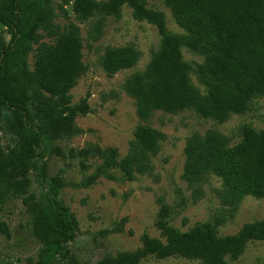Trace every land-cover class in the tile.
<instances>
[{
	"label": "trees",
	"instance_id": "16d2710c",
	"mask_svg": "<svg viewBox=\"0 0 264 264\" xmlns=\"http://www.w3.org/2000/svg\"><path fill=\"white\" fill-rule=\"evenodd\" d=\"M164 3L188 34L171 32L162 11L147 7L145 0L72 3L82 19L97 14L119 15L121 7L128 4L135 17L153 22L162 35L160 48L146 67L131 73L123 85L135 99L141 120L132 141V153L141 159L148 152H156L163 137L149 123L156 110L191 109L201 117L224 121L231 113L246 111L254 97L264 95V0ZM54 14V0H0V234L10 236L2 213L10 202L21 199L31 232L40 243L38 257L30 258V264H139L150 255L230 264L227 256L236 259L250 241H264V218L244 224L231 235H221L216 229L224 215L216 217V224L205 222L181 231L167 221L169 206L158 197V225L163 239L144 233L142 246L136 250H122L93 262L78 258L69 245L75 236L76 220L59 199L61 177L46 173L45 157L53 152L62 154L52 141L76 132L75 117L88 111L84 100L67 107L70 90L83 69L80 27L72 23L53 44L42 46L33 70L27 61L31 44L38 40L41 30L52 27ZM101 25L99 18L91 34H98ZM183 45L203 53L204 60L195 66L190 64L183 58ZM139 57L140 51L132 45L108 46L102 64L108 73H114L132 67ZM191 74L205 93L194 84ZM8 135L17 139L13 145L3 143ZM231 142L229 136L214 128L191 135L186 146L185 178L198 183L215 172L223 177L231 195L264 197V129L245 123L241 139ZM125 160L124 169L132 174L131 157ZM32 176L41 189L39 194L32 189ZM233 196L226 201L231 202Z\"/></svg>",
	"mask_w": 264,
	"mask_h": 264
},
{
	"label": "rangeland",
	"instance_id": "374dc122",
	"mask_svg": "<svg viewBox=\"0 0 264 264\" xmlns=\"http://www.w3.org/2000/svg\"><path fill=\"white\" fill-rule=\"evenodd\" d=\"M72 3L73 0H54L52 27L40 31L38 40L31 44L27 61L33 70L42 46L53 44L70 24L80 27L83 69L70 90L71 102L67 107L78 106L84 100L88 111L75 117L76 132L62 134L52 141L53 146L63 150L62 154L53 152L45 157L46 173L61 177L59 199L76 220L75 236L69 245L78 258L93 262L106 255L115 256L122 250H136L142 246L144 233L163 239L158 225V197L169 206L167 221L181 231L205 222L216 224V217L224 215L216 229L221 235H231L244 224L264 218V197L231 195L223 177L215 172H209L198 183H191L184 176L186 146L191 135L214 128L235 144L241 139L243 124L264 129V95L254 97L246 111L231 113L224 121L201 117L191 109L156 110L149 123L163 134L159 148L148 152L144 159L136 158L132 141L141 120L135 99L123 85L131 73L146 67L160 48L162 35L153 22L135 17L128 4L121 7L119 15L97 14L82 19L72 9ZM145 3L151 9L162 11L171 32L188 34L176 22L164 0H145ZM99 18H102L100 32L91 34ZM4 37L7 39L8 35ZM125 45L140 51L138 61L130 68L108 73L102 64L105 49ZM181 50L183 58L194 66L204 60L200 51L186 45ZM191 77L205 93L195 75ZM16 140L8 135L3 143L13 145ZM127 156L131 157L132 174L124 169ZM32 177V189L39 194L41 189ZM230 196L232 201L227 202ZM2 218L7 221L11 234L8 237L0 234V264H30V258L36 260L40 243L31 232L21 199L10 202ZM227 259L230 264H264V241H250L238 258L227 256ZM139 264L201 263L178 255L166 258L150 255Z\"/></svg>",
	"mask_w": 264,
	"mask_h": 264
}]
</instances>
